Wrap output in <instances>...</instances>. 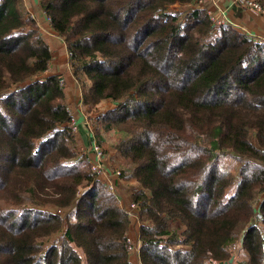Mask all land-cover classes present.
I'll use <instances>...</instances> for the list:
<instances>
[{"label": "trees", "instance_id": "obj_1", "mask_svg": "<svg viewBox=\"0 0 264 264\" xmlns=\"http://www.w3.org/2000/svg\"><path fill=\"white\" fill-rule=\"evenodd\" d=\"M198 1L39 7L83 106L115 105L96 123L140 187V263L264 264V41L212 27ZM51 60L23 0H0V264H130L129 215L75 154L61 78L42 77Z\"/></svg>", "mask_w": 264, "mask_h": 264}, {"label": "crops", "instance_id": "obj_2", "mask_svg": "<svg viewBox=\"0 0 264 264\" xmlns=\"http://www.w3.org/2000/svg\"><path fill=\"white\" fill-rule=\"evenodd\" d=\"M25 1V0H24ZM27 5L26 8L30 15L34 17V20L37 23L39 28L41 37L43 41L48 45L49 50L52 54V60L49 65V68L42 74V77L48 76H58L63 81H65L66 85V95H67V103L76 99L80 96L81 90L78 84L76 83L71 70H69L68 66V54L66 51L65 44L63 40L57 36L54 31L51 29L47 18L45 17L43 11L39 7V0H26ZM206 10V13H211L215 16H218L224 13L229 21H231V27L236 29L238 32L243 33L244 35L254 38L257 41H264V15H260L255 13L252 10L247 8L241 7L233 2V0H202V4L199 6ZM35 11L33 13L32 11ZM49 32L52 36L45 35V32ZM64 54V55H63ZM67 56V57H66ZM56 59L55 64L56 66H51L52 61ZM66 58L64 63V68H62V64L57 65L58 58ZM78 102V101H77ZM75 103L74 106L76 108L69 109L71 112L72 120L75 121L78 131H79V139L80 142L83 144V147L89 148L91 145V136L88 133L87 129L85 128V116L82 114L84 112L81 111L82 105L80 106L79 103ZM69 108V107H68ZM89 111V108L86 107ZM115 108V105L107 100H102L100 103L95 105L92 109L95 113V116L98 117L109 110ZM91 111V110H90ZM95 118L94 120H96ZM96 134L95 138L97 142L104 147L105 152L108 153L106 156L105 163L107 165V169H111L112 167L116 166L118 163L122 161L120 154L114 148L115 143H107V138L105 137L106 133L112 132L116 134L117 132L114 129L109 131H105L104 128L95 122ZM109 144H112L111 147ZM113 148L112 152L109 150ZM119 161V162H117ZM109 172V170H108ZM109 174V173H108ZM105 177L98 178L99 181L102 183ZM140 189L138 183L135 180H124L118 184V189L116 196L118 197L119 206L120 202L123 204H128L131 202V196L133 193ZM120 198V200H119ZM121 207V206H120ZM122 208V207H121ZM125 209V208H122ZM126 210V209H125ZM139 226V225H138ZM135 228H132L128 232L129 239L133 243L135 247H137L136 251L131 253L129 261L131 264H140L139 263V256H138V247H139V228L136 227L137 231H134ZM133 235V237H132ZM138 240V241H137Z\"/></svg>", "mask_w": 264, "mask_h": 264}, {"label": "rangeland", "instance_id": "obj_3", "mask_svg": "<svg viewBox=\"0 0 264 264\" xmlns=\"http://www.w3.org/2000/svg\"><path fill=\"white\" fill-rule=\"evenodd\" d=\"M23 3H24V9H25V11H26V13L28 14V15H30L29 13H31V12H29L28 10H27V8H26V6L27 5H25V4H27V2H26V0L24 1L23 0ZM177 6H175V8H176ZM199 7V6H198ZM32 11V10H31ZM33 13H35V11H32ZM45 35H47V36H52V34L51 33H49V32H45ZM64 55V54H63ZM67 57V56H66ZM68 59V58H67ZM65 60H66V58L64 57L63 59L62 58H58V62H57V65H60V64H62V68H64V63H65ZM55 61H56V59H55V57H54V60L52 61V64H51V66H53V63H54V66H56V64H55ZM50 63H51V61H50ZM68 66H69V70H71V72H72V69H71V67H70V63H69V61H68ZM56 67H58V66H56ZM73 75V74H72ZM74 77V76H73ZM75 79V78H74ZM63 80V79H62ZM76 81V80H75ZM76 83H77V81H76ZM63 86H64V88H65V90H66V85H65V81H63ZM79 86V85H78ZM80 87V86H79ZM81 90V89H80ZM78 101V102H77ZM77 102V104L79 103V105L81 106L82 105V109H81V111L82 112H84V113H82L84 116H85V128L87 129V131H88V133L90 134V136H91V143L93 142V144H97L98 145V147H99V149L102 151V160H101V168L103 169V171H105V172H107V173H109V175H111V174H113V175H116L117 174V172L118 173H120L121 172V164H122V161L120 162V163H118L116 166H114V168L112 167L111 169H107V165H106V163H105V160H106V156L107 157H109L108 156V153L107 152H105V150H104V147L103 146H101L98 142H97V140H96V138L94 137L95 136V134H96V128H95V122H96V120H94L95 118H97L96 116H95V113L96 112H93V109L92 108H89V111H88V109L85 107V106H83V104H82V92H81V94H80V96L79 97H77L76 99H74V100H72V101H70L69 103H67V101H66V105H67V107H69L68 109H72V108H76V106H74L75 105V103ZM91 110V111H90ZM71 113V112H70ZM87 124V125H86ZM71 126V125H70ZM72 132H73V135H74V141H73V143L71 144L72 145V147L74 148V152H75V154L79 157V158H81L83 161H85V163L87 164V166H88V168H89V170L91 171V169H90V160H91V154H92V152H91V148L89 147V148H87V147H83V144L80 142V140H78L79 139V131L78 132H75L74 130H72ZM105 137L107 138V143H115V142H117L118 141V138H119V135L116 133V134H114V133H112V132H109V133H106V135H105ZM110 145V147H111V145L112 144H109ZM112 150H113V148H111L110 150H109V152L111 151L112 152ZM117 162H119V161H117ZM220 166H221V168L223 169V170H226V171H229L230 173H232V175H233V177L235 178V183L237 182V180H238V164H237V162L235 161V160H233L232 158H230V157H228V156H223V157H221V159H220ZM108 170H109V172H108ZM92 172V171H91ZM119 177V183L120 182H122V179L120 178V175L118 176ZM104 181H105V179H104ZM103 181V182H104ZM118 183V184H119ZM118 184H117V181H116V193H117V189H118ZM234 188H235V185L234 186H232V187H230L228 190H227V192H226V197H228L230 194H232V192L234 191ZM117 195H118V193H117ZM119 200H120V198H119ZM132 204V201L131 202H129L128 204H123V203H121L120 202V206L122 207V208H125L126 209V211H129L130 213H134V214H137V209L136 208H131L130 207V205ZM125 209H123V210H125ZM73 215V213H72V210L71 211H69L68 213H67V216L69 217V220L70 221H74V217L72 216ZM129 219H130V224H129V229H128V232L132 229V228H135L134 229V231H137V229H136V227H138L139 228V226L141 225V222L135 217V216H133L132 217V220H131V218L129 217ZM139 225V226H138ZM170 228L172 229V230H174V231H176L177 233H179V234H181L182 233V231H183V226L178 222V221H171V223H170ZM132 237H133V235H132ZM130 237L128 236V233H127V244H128V252H129V258H130V255H131V253L132 252H134V247L132 248V249H130L129 248V242L128 241H131L130 239H129ZM52 240L54 239V237H52L51 238ZM138 241V240H137ZM175 248H178V247H175ZM181 248H183V247H181ZM79 251V254L82 256V253L80 252V250H78ZM135 251H136V249H135ZM130 262V261H129ZM139 263H140V260H139ZM131 264V263H130ZM141 264V263H140Z\"/></svg>", "mask_w": 264, "mask_h": 264}, {"label": "built area", "instance_id": "obj_4", "mask_svg": "<svg viewBox=\"0 0 264 264\" xmlns=\"http://www.w3.org/2000/svg\"><path fill=\"white\" fill-rule=\"evenodd\" d=\"M233 2L235 4L241 6V7L252 10L255 13H258L260 15H264V6H262L257 0H233ZM201 4H202V0H199L197 5L200 6ZM207 16H208V19H209L212 27H214V28L222 26V25H229V26L232 25L231 21H229L228 17L224 13H222L218 16H215L211 13H208ZM30 17L34 19V17L32 15H30ZM47 21L49 22L48 18H47ZM259 42H262V41H259ZM60 82L63 85L62 79L60 80ZM70 125H71L72 130H74L75 132H78V127H77L74 120H71ZM90 148H91V152H92V154H91L92 157H91L90 164H89L91 171L97 176V179L102 177V176L105 177L104 178L105 181L102 182V184L105 186L106 190L109 193L116 195V181L118 184L119 183V177L118 176L120 175V173L117 172L116 175H113V174L109 175L107 172L103 171V169L101 168L102 151L99 149L98 145L93 144V142L91 143ZM130 207L137 209V206L134 203H132L130 205ZM125 212L129 215L131 220H132L133 216H135L138 219L137 214L130 213L129 211H126V210H125ZM128 242H129V248L130 249H132L133 247H134V249H137V247H135L131 241H128ZM138 250H139V247H138Z\"/></svg>", "mask_w": 264, "mask_h": 264}, {"label": "water", "instance_id": "obj_5", "mask_svg": "<svg viewBox=\"0 0 264 264\" xmlns=\"http://www.w3.org/2000/svg\"><path fill=\"white\" fill-rule=\"evenodd\" d=\"M230 261H232V259H230Z\"/></svg>", "mask_w": 264, "mask_h": 264}]
</instances>
